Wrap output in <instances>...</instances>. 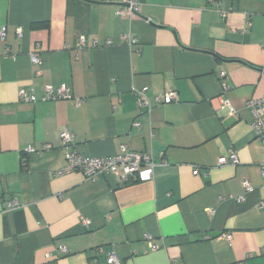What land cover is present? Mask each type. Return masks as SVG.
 Masks as SVG:
<instances>
[{"label": "crops", "instance_id": "crops-1", "mask_svg": "<svg viewBox=\"0 0 264 264\" xmlns=\"http://www.w3.org/2000/svg\"><path fill=\"white\" fill-rule=\"evenodd\" d=\"M120 7L0 0V264H107L105 252L120 264H264V143L246 107L264 96V0H141L133 17ZM45 84L71 97L18 99ZM143 87L149 109L134 95ZM166 90L177 99L155 103ZM62 128L86 156L150 153L153 178L58 173ZM230 148L238 162L218 165Z\"/></svg>", "mask_w": 264, "mask_h": 264}, {"label": "built area", "instance_id": "built-area-1", "mask_svg": "<svg viewBox=\"0 0 264 264\" xmlns=\"http://www.w3.org/2000/svg\"><path fill=\"white\" fill-rule=\"evenodd\" d=\"M121 7L116 11L118 15H126L128 17L136 16L139 13V8L141 0H120ZM20 34V31L17 30ZM5 36V30L2 28L0 30V39ZM131 42H135L136 39H129ZM84 37L80 36L77 41V45H83ZM110 42L107 41V44ZM95 45V42H93ZM30 62L33 65L40 66L42 60L40 53L35 50L29 54ZM39 73V70H37ZM218 76L220 78L225 77L224 71H219ZM146 88H138L134 90V95L136 96V102L139 108L149 109L150 101L146 96ZM70 90L66 85H59L55 88L45 84L43 86V93L40 96H36L32 90L21 89L18 91V99L22 102L35 103L38 101H55L61 99L70 98ZM177 99V94L174 90H166L162 94H157L154 96L155 103H170ZM219 108L226 109V114L229 116H236L235 109L228 103L226 99L221 97L219 99ZM246 107L250 112L251 121L250 126L257 138H259L264 143V96L257 98H249L246 102ZM58 137L63 145L65 152V166L58 171V173L77 170L83 173V175L88 179H93L98 175L110 173L116 175L120 183H128L132 181H147L153 178V168L155 162L150 155V153L142 150H133L127 145L122 144L120 150L116 154L91 157L83 155L72 148L73 144V134H71L67 128L60 129ZM49 148V144L44 146ZM26 152H37L31 145L26 146ZM238 162L237 154L233 148H230L227 155L218 158V165L221 164H232L235 165ZM198 168L193 170L194 174H198ZM261 180L264 186V161L260 165ZM242 185L246 191L251 190V186L248 181H243ZM241 200L242 197L237 198ZM264 204V202H262ZM16 205L14 200L6 202L7 207H13ZM88 220H84L87 224ZM145 238L150 242V248L156 249L157 246L153 242L149 234L145 235ZM221 238L226 241H230L231 235L229 233H223ZM58 251L60 253H67V248L63 245L58 246ZM97 253H102L101 248L96 249ZM107 264H120L115 255L112 252H105Z\"/></svg>", "mask_w": 264, "mask_h": 264}]
</instances>
